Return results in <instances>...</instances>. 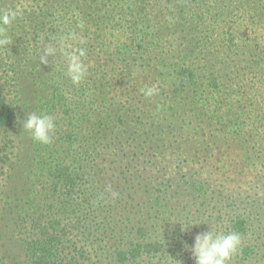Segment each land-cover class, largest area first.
<instances>
[{
  "label": "trees",
  "instance_id": "trees-1",
  "mask_svg": "<svg viewBox=\"0 0 264 264\" xmlns=\"http://www.w3.org/2000/svg\"><path fill=\"white\" fill-rule=\"evenodd\" d=\"M17 6L0 264H195L185 245L211 228L239 233L230 264H264V0H0ZM73 34L79 84L59 52L40 59ZM33 112L55 122L48 145L18 123Z\"/></svg>",
  "mask_w": 264,
  "mask_h": 264
},
{
  "label": "clouds",
  "instance_id": "clouds-1",
  "mask_svg": "<svg viewBox=\"0 0 264 264\" xmlns=\"http://www.w3.org/2000/svg\"><path fill=\"white\" fill-rule=\"evenodd\" d=\"M24 12V6H17L0 10V50L7 48L12 44L9 37L8 29L19 19ZM76 40L77 37L73 34L62 38L58 44L50 43L44 47L40 57L42 63H47L49 56H55L58 52L63 56L66 62V75L74 84H79L86 72L87 67L83 63L82 58L86 52L82 47H73L67 41ZM83 44V40H79ZM155 88H150L145 93L147 96H152ZM23 130L31 135V138L42 145H48L52 142V134L55 131V122L49 115H39L35 112L27 114L22 121ZM181 231H187L194 224H182ZM241 245V237L239 233L223 234L211 228L206 233L197 234L194 238L192 246L185 245V249L191 252V256L195 264H230L233 256L238 252Z\"/></svg>",
  "mask_w": 264,
  "mask_h": 264
},
{
  "label": "rangeland",
  "instance_id": "rangeland-1",
  "mask_svg": "<svg viewBox=\"0 0 264 264\" xmlns=\"http://www.w3.org/2000/svg\"><path fill=\"white\" fill-rule=\"evenodd\" d=\"M29 1L32 0H26V3H28ZM253 191H255V193H259V194H264V185H260L259 183L253 184Z\"/></svg>",
  "mask_w": 264,
  "mask_h": 264
}]
</instances>
